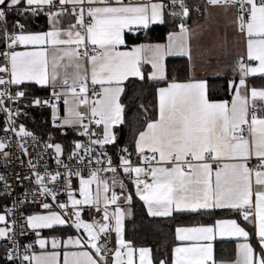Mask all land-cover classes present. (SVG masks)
<instances>
[{"label":"snow or ice","instance_id":"6c2138e0","mask_svg":"<svg viewBox=\"0 0 264 264\" xmlns=\"http://www.w3.org/2000/svg\"><path fill=\"white\" fill-rule=\"evenodd\" d=\"M209 7L230 8L243 41L230 77L215 68L198 73L203 62L193 56L187 23L193 9L185 0H0V157H9L8 149L29 156L27 138L36 146L34 134L17 123L28 115L21 104L49 110L56 131L74 134L68 163L62 143L42 145L63 173L40 171L29 159L30 175L15 174L19 184L34 187L0 211V264H264V87L248 83L253 74L264 76V0H205V15ZM41 16L45 23L33 30ZM155 25L168 28L157 41L147 38ZM141 32L146 39L139 40ZM169 58L186 59L183 77L175 69L170 74ZM214 78L224 84L210 83ZM137 82L152 85L148 106L137 103L139 93L131 104L124 100ZM217 89L224 98L213 95ZM126 125L131 137L121 143ZM10 163L3 159L5 167ZM59 180L67 200L56 202ZM0 184L11 196L4 174ZM132 189L151 217L221 211L236 218L177 226L170 256L157 259L149 247L123 238L121 205L131 204ZM29 195L51 197L55 210L40 200L43 211L21 212L20 235L26 227L36 236L22 243L11 217ZM85 208L95 213L90 220L82 218ZM57 227L83 235L42 237V229ZM112 232L114 250H106L109 241L101 237ZM218 238L237 241L234 260L215 259Z\"/></svg>","mask_w":264,"mask_h":264},{"label":"trees","instance_id":"16d2710c","mask_svg":"<svg viewBox=\"0 0 264 264\" xmlns=\"http://www.w3.org/2000/svg\"><path fill=\"white\" fill-rule=\"evenodd\" d=\"M198 17V12H193L190 15L189 23L194 22ZM23 22V21H22ZM45 23L44 17L41 16L32 21L31 27L33 30H39V27ZM168 30L165 26H151V30L147 33V38L153 41L159 40L163 34ZM139 40L146 39L143 32L138 33ZM137 40V42H139ZM131 42V40H130ZM168 67L170 74L173 69L181 76H184V65L186 59L184 58H169ZM224 77V76H223ZM249 82L252 86L264 87V76H256L249 78ZM210 83L214 85L224 84L222 78H214L210 80ZM137 93L142 97L137 100V103H143L148 106L153 100V91L152 85L145 82L141 85L139 82L136 83L134 88L129 89L128 95L124 97L125 102L131 104L130 98L135 96ZM215 97L224 98V93L222 90L217 89L213 93ZM42 112H30L27 117L24 119L27 129L41 136H48L49 132H52V135L55 139L62 140L68 143V140L71 139L74 134L68 132L67 135H62L60 132L52 128L47 121L41 120ZM44 114V112H43ZM48 115V112H45ZM130 121L134 119V108L133 111L128 113ZM142 115V114H141ZM3 123L0 121V128H2ZM125 135L121 138V143H124L127 139L131 137L130 126H125L123 129ZM2 131H0V136ZM69 145H66L68 148ZM5 201L0 200V211L4 210ZM131 210V217L127 218L124 221V236L125 240L132 241L135 247L146 246L151 249L152 256L154 258H163L165 255L170 256L171 248L176 243L175 240V228L180 225H197L201 223H213L215 218H236L233 215L227 213L216 211L214 213H201V214H192V213H183L175 215L171 218L165 217H151L147 214V211L143 205V202L139 200L138 197L134 195L133 191V200L129 204ZM241 219V218H240ZM242 220V219H241ZM250 230V229H249ZM45 233L48 234H59V233H74L72 229L59 228L57 227L55 231L46 230ZM3 243L0 242V246ZM233 243L230 241H216L215 242V259L230 258L233 253ZM3 249L0 247V255H2Z\"/></svg>","mask_w":264,"mask_h":264},{"label":"built area","instance_id":"2783aa9c","mask_svg":"<svg viewBox=\"0 0 264 264\" xmlns=\"http://www.w3.org/2000/svg\"><path fill=\"white\" fill-rule=\"evenodd\" d=\"M165 2H170V0H165ZM186 4L189 5V7L191 9H193L190 12H199L196 11V7L199 6V8L201 9L202 4L205 3V0H185ZM190 17L187 20V23L189 22ZM2 62V61H0ZM41 95H43L44 93H39ZM21 107L25 109V111H27V113L36 111V112H42L41 113V120L47 121L48 124L53 128L51 122H50V112L47 109H40V108H33L30 105L26 106L25 104H21ZM61 109H62V105H61ZM44 112V114H43ZM45 112H48V115L45 114ZM62 111H61V115H62ZM3 113H0V121H2L3 123ZM27 116L24 115H20L17 118V123H23L26 127V124L24 123V119ZM27 129V127H26ZM28 131H30L29 129H27ZM34 136L36 137V146H33V141L31 138H27V145H28V153L29 156L25 157L24 155H22V153L19 150L16 149H8L10 155L7 158H2L0 157V174H4L7 178V181L9 183V185L12 187V193L11 196L5 195L3 193V186L2 184H0V200H4L5 206L8 207H13V200H19V199H23L24 198V190L25 189H29L31 187H34V185L30 182V181H25L23 183V185L19 184V182H17L15 180V174L19 173L21 176H26V175H30V170L27 167V162L29 159H33V163H37V169L40 171H43L45 166L47 167V169L52 172V171H60L61 173L64 172L63 167L58 168L57 164L55 162L52 150H45L43 149L42 145L44 143V141H48V142H54V137L52 135V140H48V136H41L33 131H31ZM4 133L2 131L1 136H3ZM74 136L68 140V145L69 147L66 148V146L64 147L65 151H64V155H63V160L64 163H68V152L70 151V144L71 141L73 140ZM43 153L44 155V159L42 161L37 162V160L35 159V157L38 156V154ZM3 159H9L11 161L10 165H8L7 167H5L3 165ZM133 159L135 160L136 158L133 157ZM23 162V163H22ZM138 162V161H137ZM74 164V162H73ZM84 175H87V171L85 170ZM101 175H105V174H101ZM109 177V182H110V177H111V173H107L106 174ZM127 183V182H126ZM64 184L63 180H59L56 183V188L57 190L59 188H61ZM49 186H53L52 182H49ZM72 186L73 188L78 189L79 186V178L78 177H72ZM93 187V185H92ZM93 193H95L96 189H92ZM117 191H119V189L117 188ZM132 191H134V189H132ZM75 195L77 196V198H79V193L78 191L75 193ZM43 200L44 202L53 204V210H55V203L52 201L51 197H38V199L36 201H33L31 195L28 196L27 201L19 206L14 207V214L12 215L11 219L15 220V232L17 235V239L22 241V243H31L35 238V234L30 230L27 229L25 227L24 229V234L23 236L20 235L21 232V225L25 224V220L23 219V217H21L20 213L23 212L24 215H28V210L31 207L36 208L37 210L43 211V209H40L39 207V201ZM67 200V195H66V191H59L58 190V198L56 202H60V201H66ZM70 207V206H69ZM91 215H95V213H90L89 210L87 208L84 209V211L82 212V218L85 220H90ZM97 219H99V216H97ZM74 231V233L76 235H83V229L79 230V233L76 232L75 229H72ZM105 239H107L109 241L107 249L106 250H114V246H115V233L112 232L111 235L109 237H101V242H103ZM2 243H4V240H2ZM10 246V245H9Z\"/></svg>","mask_w":264,"mask_h":264},{"label":"crops","instance_id":"0c3cea01","mask_svg":"<svg viewBox=\"0 0 264 264\" xmlns=\"http://www.w3.org/2000/svg\"><path fill=\"white\" fill-rule=\"evenodd\" d=\"M204 4H202L200 11L198 12L197 19L189 23V28L192 30V39L191 44L193 47V56L194 59H199L202 61V66L198 68V73L203 74L205 71H210L212 68H215L223 76H231V67L234 59L243 51V41L240 34L235 30V27L232 23V10L225 9L223 7H209L207 15L203 12ZM192 14V13H191ZM262 76V74H253L252 77ZM251 78V77H250ZM248 83L249 79H248ZM251 85V84H250ZM252 86V85H251ZM257 87V86H255ZM257 105H260V101H256ZM121 207H125L121 205ZM5 208V207H4ZM130 208V206H129ZM146 209V208H145ZM37 210L34 207H31L28 210V213ZM124 221L131 217V210L128 213L126 210ZM147 211V210H146ZM242 219V218H241ZM3 224H0L2 227ZM191 227L194 225H180ZM62 228V227H59ZM63 229V228H62ZM47 229L41 230L42 237H48L53 234L45 233ZM49 231V230H48ZM68 235L70 233H59V235ZM76 235L75 233H71ZM36 239V238H35ZM0 238V242H2ZM217 241H231L233 243V253L230 258L216 259L217 261L230 262L235 259V244L237 241L234 238H218ZM216 242V241H215ZM176 244V243H175ZM175 244L173 246H175ZM50 247V245H49ZM146 247V246H140ZM35 251H40L39 245L34 246ZM214 256H215V243H214Z\"/></svg>","mask_w":264,"mask_h":264},{"label":"rangeland","instance_id":"374dc122","mask_svg":"<svg viewBox=\"0 0 264 264\" xmlns=\"http://www.w3.org/2000/svg\"><path fill=\"white\" fill-rule=\"evenodd\" d=\"M54 142H59V143H62V145L65 147L66 145H67V142H64V141H62V140H59V139H55L54 140ZM92 189H96V185L95 184H93V187H92ZM123 206H125L124 207V209L126 208V210L128 211V213L130 212V208H129V205H123ZM124 218H125V216H124Z\"/></svg>","mask_w":264,"mask_h":264}]
</instances>
